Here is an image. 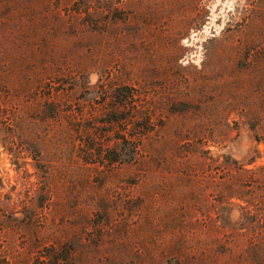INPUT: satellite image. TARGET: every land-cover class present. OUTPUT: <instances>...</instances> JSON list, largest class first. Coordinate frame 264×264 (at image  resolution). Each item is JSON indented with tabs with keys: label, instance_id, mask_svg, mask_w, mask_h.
I'll return each mask as SVG.
<instances>
[{
	"label": "rangeland",
	"instance_id": "obj_1",
	"mask_svg": "<svg viewBox=\"0 0 264 264\" xmlns=\"http://www.w3.org/2000/svg\"><path fill=\"white\" fill-rule=\"evenodd\" d=\"M121 86L153 127L109 173ZM0 129V264H264V0H0Z\"/></svg>",
	"mask_w": 264,
	"mask_h": 264
},
{
	"label": "trees",
	"instance_id": "obj_2",
	"mask_svg": "<svg viewBox=\"0 0 264 264\" xmlns=\"http://www.w3.org/2000/svg\"><path fill=\"white\" fill-rule=\"evenodd\" d=\"M107 98L109 102L105 103ZM139 98V95L132 88L126 86L117 87L112 90L111 94L104 95L102 98L103 101L99 106L104 110L102 116L106 117L103 123L113 128V136L111 137L113 144L110 148H105L101 143H97L98 145L95 146L91 143L89 149L90 151L94 150L95 153L87 152V155L91 157L88 162L95 169L103 167L110 173L121 166L133 165L138 162L141 157L139 149L142 137L150 132L153 127L150 114L141 107ZM105 107L108 108L105 109ZM67 108V111L71 110L70 107ZM1 124L7 126V124ZM2 132L0 129V133ZM101 136L102 134L95 132L94 129V132L90 133L89 141H101ZM95 156L99 159L97 164L93 160ZM70 252L71 249L65 251L63 257L53 255L49 264H67ZM208 252L209 249H202L198 254H189L184 253L180 247L178 254H175L173 258L175 264H208L206 262Z\"/></svg>",
	"mask_w": 264,
	"mask_h": 264
}]
</instances>
